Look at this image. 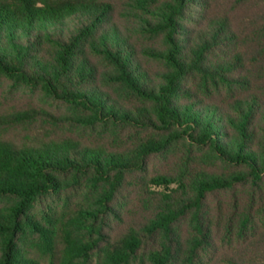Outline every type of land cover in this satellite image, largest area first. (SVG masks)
<instances>
[{
  "label": "trees",
  "instance_id": "1",
  "mask_svg": "<svg viewBox=\"0 0 264 264\" xmlns=\"http://www.w3.org/2000/svg\"><path fill=\"white\" fill-rule=\"evenodd\" d=\"M4 82L0 264H264V0H0Z\"/></svg>",
  "mask_w": 264,
  "mask_h": 264
},
{
  "label": "rangeland",
  "instance_id": "2",
  "mask_svg": "<svg viewBox=\"0 0 264 264\" xmlns=\"http://www.w3.org/2000/svg\"><path fill=\"white\" fill-rule=\"evenodd\" d=\"M3 93H9V89H8V84L6 82L4 83H0V96L3 95ZM12 96H14L13 94H11ZM12 99L14 102H11V100H9L8 102L4 103L3 106H1L2 104H0V114L3 111V109H7V108H11V107H19V106H23L25 104V102H21L22 100V96L18 95L15 97H12ZM21 102V103H18ZM22 137V133L20 131H16L15 128H11V127H4V128H0V139H9V140H21ZM42 264H48L47 262L42 263ZM95 264V263H94Z\"/></svg>",
  "mask_w": 264,
  "mask_h": 264
}]
</instances>
